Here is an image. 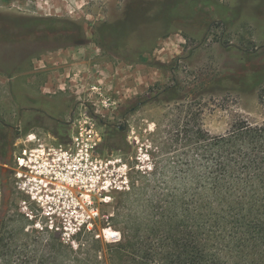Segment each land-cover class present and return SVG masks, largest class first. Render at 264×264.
Listing matches in <instances>:
<instances>
[{"label": "rangeland", "instance_id": "374dc122", "mask_svg": "<svg viewBox=\"0 0 264 264\" xmlns=\"http://www.w3.org/2000/svg\"><path fill=\"white\" fill-rule=\"evenodd\" d=\"M208 1L0 0V146L11 156L7 165L0 157V201L24 233L79 253L74 264H97L95 240L100 250L121 238L117 203L126 213L125 194L134 201L142 175L173 156L179 111L153 100L163 88L178 86L180 125L187 112L211 135L263 121L259 92L215 83L264 67V0H211L216 10ZM32 18L46 22L27 34ZM105 27L121 34L100 37ZM30 133L52 145L94 139L92 204L41 208L16 188L14 144Z\"/></svg>", "mask_w": 264, "mask_h": 264}, {"label": "trees", "instance_id": "16d2710c", "mask_svg": "<svg viewBox=\"0 0 264 264\" xmlns=\"http://www.w3.org/2000/svg\"><path fill=\"white\" fill-rule=\"evenodd\" d=\"M211 2V3H210ZM215 10L213 1L207 2ZM45 19L27 20V34ZM222 24H227L222 19ZM71 24V23H70ZM66 25V24H64ZM66 27H64L65 29ZM63 29V30H64ZM119 36L116 28H102ZM216 86L237 92H259L264 67L243 75L225 76ZM154 101L175 103L179 115L172 134L171 159H161L142 175L126 213L122 201L111 218L121 238L94 255L97 264H264V119L259 124L234 121L224 134L211 135L186 115L179 124L182 98L178 86L158 91ZM3 164L11 160L0 146ZM5 196L6 192L4 191ZM4 196V195H2ZM0 201V264H74L79 253L56 239L24 233L25 224L8 218ZM18 222L17 228H11ZM27 247H31L28 250Z\"/></svg>", "mask_w": 264, "mask_h": 264}, {"label": "built area", "instance_id": "2783aa9c", "mask_svg": "<svg viewBox=\"0 0 264 264\" xmlns=\"http://www.w3.org/2000/svg\"><path fill=\"white\" fill-rule=\"evenodd\" d=\"M95 146L94 139L84 141L82 133L55 145L32 133L20 137L12 152L14 184L41 208L79 206L81 200L90 205L97 168Z\"/></svg>", "mask_w": 264, "mask_h": 264}]
</instances>
